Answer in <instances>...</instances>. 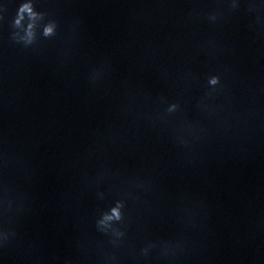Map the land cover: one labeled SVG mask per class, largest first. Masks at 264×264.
<instances>
[{"label":"water","instance_id":"95a60500","mask_svg":"<svg viewBox=\"0 0 264 264\" xmlns=\"http://www.w3.org/2000/svg\"><path fill=\"white\" fill-rule=\"evenodd\" d=\"M248 2L34 0L25 46L22 0H0V264H264V0ZM121 199L113 244L97 221Z\"/></svg>","mask_w":264,"mask_h":264},{"label":"clouds","instance_id":"9594fccd","mask_svg":"<svg viewBox=\"0 0 264 264\" xmlns=\"http://www.w3.org/2000/svg\"><path fill=\"white\" fill-rule=\"evenodd\" d=\"M241 6V0H231V8L238 9ZM248 10L255 11L258 9L259 5L256 0H249ZM7 9L4 8V11ZM44 18V13L39 12L35 8L34 0H22L20 3L16 15L13 18L12 27L15 29L12 33V37L17 42H22L25 46L31 45L36 41L37 29L39 22ZM210 19L215 21L217 19V14L212 13ZM57 23L54 20H50L43 26V36L51 37L56 34ZM209 91L207 95L211 96L217 91L218 87L221 86V77L219 75H211L208 78ZM180 105L178 103H171L168 108V113L176 112ZM125 200H117L116 203L111 206L108 210L104 211L97 221V227L99 230L109 233L113 237L112 243L117 244L121 238L125 236V232L117 227L116 224L124 220V209ZM14 231L5 229L0 231V245L7 246V244L14 237ZM179 245H177L178 247ZM155 247L154 244H149L145 247L144 253L147 255L149 248ZM168 250L166 249V252ZM66 264H71V261H67Z\"/></svg>","mask_w":264,"mask_h":264}]
</instances>
